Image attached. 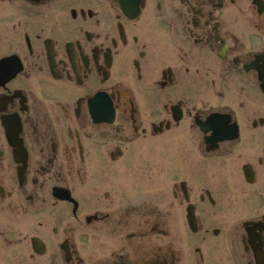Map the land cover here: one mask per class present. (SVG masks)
Wrapping results in <instances>:
<instances>
[{"label": "flooded vegetation", "instance_id": "af4514ba", "mask_svg": "<svg viewBox=\"0 0 264 264\" xmlns=\"http://www.w3.org/2000/svg\"><path fill=\"white\" fill-rule=\"evenodd\" d=\"M0 264H264V0H0Z\"/></svg>", "mask_w": 264, "mask_h": 264}, {"label": "rangeland", "instance_id": "374dc122", "mask_svg": "<svg viewBox=\"0 0 264 264\" xmlns=\"http://www.w3.org/2000/svg\"><path fill=\"white\" fill-rule=\"evenodd\" d=\"M164 186H163V190H165L166 192L170 191V188L172 187L173 181L175 179H173L172 176L168 175L166 173V171L164 172ZM157 188L154 187L153 190H156ZM197 193L200 191L199 189H196Z\"/></svg>", "mask_w": 264, "mask_h": 264}]
</instances>
